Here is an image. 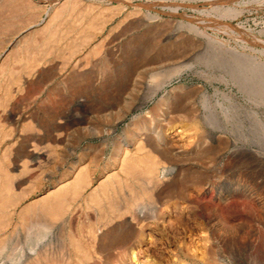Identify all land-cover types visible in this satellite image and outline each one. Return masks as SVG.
<instances>
[{
    "label": "rangeland",
    "instance_id": "obj_1",
    "mask_svg": "<svg viewBox=\"0 0 264 264\" xmlns=\"http://www.w3.org/2000/svg\"><path fill=\"white\" fill-rule=\"evenodd\" d=\"M205 35L226 47L210 46ZM263 42L264 0H0V178H10L0 180V198L12 197L11 204L5 198L0 203L8 212H0V236L26 245L27 220L37 211L51 222L53 235L43 251L23 260L27 264H140L138 258L146 264H219L230 255L236 264H263L264 147L248 132H264V94L248 90L227 49L264 64ZM192 120L198 130L185 125ZM178 128L183 134L168 144L180 156L162 160L146 138L172 139L169 131ZM238 130L248 137H239ZM150 151L153 167L161 165L147 175L141 168L146 163L140 167L134 160ZM124 158L140 169L130 162L127 171ZM162 165L176 169L162 174ZM76 175L89 181L78 196L68 192L62 213L42 215L40 197ZM99 189L109 195L108 206ZM132 197L133 204H140L137 198L145 202L142 212L127 200ZM108 207L122 216L115 219ZM101 222H109L104 230L111 227L112 239L105 236L100 251L95 237L105 226ZM203 251L205 260L199 257Z\"/></svg>",
    "mask_w": 264,
    "mask_h": 264
},
{
    "label": "bare ground",
    "instance_id": "obj_2",
    "mask_svg": "<svg viewBox=\"0 0 264 264\" xmlns=\"http://www.w3.org/2000/svg\"><path fill=\"white\" fill-rule=\"evenodd\" d=\"M153 17H155V16H153ZM218 24H220V23H218ZM222 24H226V23H222L221 22V26H222V28L224 27V29L225 28H227V29H230V27L228 28L227 26H225V25H222ZM229 25V24H228ZM219 27V26H218ZM232 28H234L233 26H231ZM222 28H220V29H222ZM231 28V29H232ZM192 29H194V31L196 32V33H200V34H198V35H202V31H200V30H197L195 27H192ZM226 30V29H225ZM239 30V29H238ZM254 37V36H253ZM204 39H206V43L207 44H209L210 46H215V47H217V48H222V47H226V43L224 42V41H222L220 38H218V37H216V36H212V35H205V38ZM253 39V38H252ZM255 39V38H254ZM253 39V40H254ZM256 40H259V39H256ZM260 41V40H259ZM258 41V42H259ZM256 42V41H255ZM264 43V42H263ZM262 43V44H263ZM264 45V44H263ZM228 49V51L231 53V56H232V60H233V64L231 65L235 70H236V72H239L237 75L238 76H241V75H243V77H245V78H247V80H245L246 81V83H244L245 84V86L248 88V90L250 91V92H252V91H261L263 94H264V64H260V63H257V62H254V60H253V58L251 57V56H249L248 55V53L246 54V53H244V52H240V51H238V50H236L235 48H227ZM227 51V50H226ZM228 52V53H229ZM34 59H35V57H34ZM256 61V60H255ZM173 72H174V70H173ZM168 76V75H167ZM254 77V78H253ZM167 78V77H166ZM249 79V80H248ZM163 80V79H162ZM156 90H157V88H154V91H153V93L150 95V97L151 96H153L154 94H155V92H156ZM193 122H191V123H189V125H188V122H187V124L185 123V125H187V126H189V128L191 129V128H197L196 127V124H195V122H194V120H192ZM197 123V122H196ZM187 126H185V127H187ZM185 130V129H184ZM196 130H198V129H196ZM193 131H194V129H193ZM233 131V130H232ZM232 131H231V133H232ZM239 131V130H238ZM170 133V138L172 137V139H166V138H163L162 139V141H156V140H153L152 138H150V137H148V138H146V143H148V144H154L155 146L157 145V153L159 154V156L160 157H162V160H163V158L164 159H172V157H176L177 155L178 156H180L179 154H180V150H178V149H174V147H171L168 143H170V141H172L173 140V142L175 141L174 140V138L175 137H181V134H183L182 133V129L180 130L179 128L178 129H173V130H171V131H169ZM234 132H235V130H234ZM140 133V132H139ZM236 133H238V132H236ZM250 134V140L253 142L254 141V138H255V143H257V144H259V149H261L262 147H264V145H261L262 144V141H263V139H264V132H262V131H260V132H248V135ZM232 135H234V134H232ZM166 136H167V134H166ZM238 136L239 137H242L243 136V138L246 136V138L248 137L247 136V134H245L244 135V133L242 132V131H239V133H238ZM168 137V138H169ZM238 137V138H239ZM236 138V137H235ZM245 138V139H246ZM166 139V140H165ZM240 139V138H239ZM244 139V140H245ZM235 140V139H234ZM248 140V139H247ZM164 141V142H163ZM249 141V140H248ZM251 142V143H252ZM226 144V143H225ZM174 145V144H173ZM172 145V146H173ZM242 145V144H241ZM240 145V146H241ZM176 146V145H175ZM247 146V145H246ZM250 146V145H249ZM142 147V146H141ZM258 147V146H257ZM261 147V148H260ZM239 148V147H238ZM137 149V148H136ZM149 149V148H148ZM147 149V150H148ZM154 149V148H153ZM237 149V148H236ZM240 149V151L242 150V151H247V153H249V152H251L252 153V151L254 152V149L253 148H247V147H241V148H239ZM264 149V148H263ZM142 150L144 151V149L142 148ZM142 150L140 149V151L142 152ZM146 150V149H145ZM255 150H257V149H255ZM137 151V150H136ZM152 151V150H151ZM150 151V152H151ZM235 152H236V150H234ZM138 153H139V150L137 151ZM137 152H135V153H137ZM146 152V151H145ZM147 152H149V151H147ZM258 152V151H257ZM135 153H133V154H135ZM137 153V154H138ZM144 153V152H143ZM152 153V152H151ZM137 154L134 156V159H135V157L137 156ZM142 153H140V155H141ZM144 154H146V153H144ZM144 154H142V156H137L136 158H137V160L138 161H136V160H134L135 162H138V164L139 163H146V165H144L145 167H143V165H142V167H141V165H140V167L143 169L144 168V173L145 174H150V173H152L154 170H156L155 168H157L158 166H160L161 165V162H160V165H157V166H155V168L153 167V163H154V165H155V163H157V162H155L154 160H153V158L155 157H153V153L152 154H149L148 153V155L146 156V155H144ZM233 154V153H232ZM235 154H237V153H235ZM239 154V153H238ZM246 154V153H245ZM244 154V155H245ZM256 154H259V153H256ZM260 154H262V155H264V153L261 151L260 152ZM150 155V156H149ZM239 155H241L242 157H243V154H239ZM133 155H131V157H132ZM158 156V157H159ZM233 156V155H232ZM236 155H234V157H235ZM238 156V155H237ZM236 156V157H237ZM247 156V155H246ZM148 157H150V158H152V162L150 161V160H147V159H150V158H148ZM240 157V156H239ZM253 157V156H252ZM260 157V156H259ZM127 158H130V156L129 157H127ZM126 158V159H127ZM251 158V157H250ZM125 158H124V160H126ZM132 159H133V157H132ZM155 159V158H154ZM159 159H161V158H159ZM170 159V160H171ZM173 159H175V158H173ZM252 159V158H251ZM256 160H257V158H255ZM263 159V158H262ZM130 160H131V158H130ZM132 161V160H131ZM131 161H129V159H128V161L126 160V161H124L125 163V165H129L130 164V162ZM134 161H132L133 163H135ZM149 161V162H148ZM172 161V160H171ZM261 161V160H260ZM127 162H129V163H127ZM132 162H131V165H132ZM262 162H263V160H262ZM144 163V164H145ZM158 163H159V161H158ZM138 164H134V165H132L133 166V169H134V166L136 167V165H137V167H139L138 166ZM3 165V164H2ZM85 165V164H84ZM127 165V166H128ZM128 166V167H126V169H127V171H130V169H132V166ZM164 165V164H163ZM162 165V166H163ZM136 167V168H137ZM5 168V167H4ZM121 168V167H120ZM124 168H125V166H124ZM134 169V170H139L138 168L137 169ZM126 169H124L125 171H126ZM175 169L176 168H174V167H172V166H169V167H162L161 169H160V171H161V173L162 174H167V173H173L174 171H175ZM4 170V169H3ZM72 170V169H71ZM75 170V169H74ZM82 170V169H81ZM80 170V171H81ZM69 171V170H68ZM84 171V170H83ZM83 171H81V172H83ZM123 171V170H122ZM157 171H159V170H157ZM157 171L156 172H154L153 174L154 175H151L152 177L153 176H155L156 174H157ZM124 172V171H123ZM135 172V171H134ZM80 173V172H79ZM85 173H86V170L82 173V174H84L83 176H85ZM102 173V172H101ZM126 173V172H125ZM68 174H69V172H68ZM81 174V175H82ZM129 175H130V173H128ZM162 174H161V176H162ZM144 175V174H143ZM160 175V174H159ZM172 175V174H171ZM5 176V175H4ZM4 176H2V177H4ZM65 176V175H64ZM83 176H75L74 177V180H72L71 182L69 181V183L70 184H68L67 185V181L68 180H70V178L68 179V180H62V182L64 181L65 183H66V186H64V187H62V186H60V187H62V188H57L58 190H56V191H54L55 190V188H53V190H51V191H54V193L52 194V195H50V196H48V197H46V194H45V196L44 195H41V196H44V197H40V199H42L43 201L41 202V210H40V212H42V215H45L44 213H43V211H50L51 213H53V214H55L56 215V213H58V212H60V213H62L61 212V208L60 207H62L61 205H66L65 204V201H64V203L62 204V202H63V200L66 198L65 196H67V197H69V194L71 193V192H73V193H75V192H77V191H79V190H81V188H82V183H83V185H85L86 183L88 184V182H87V179H86V183H84V178H86V176L83 178ZM106 176V175H105ZM128 176V175H127ZM164 176V175H163ZM2 177L0 178V180H2ZM8 176H5L4 178H6L7 179V181L10 179L9 177L7 178ZM68 177V176H67ZM107 177V176H106ZM109 177V176H108ZM130 177V176H129ZM134 177V176H133ZM139 177V176H138ZM137 177V178H138ZM3 178V179H4ZM132 178V177H131ZM140 178V177H139ZM138 178V179H139ZM153 178H157V176L156 177H153ZM6 179H4L5 181H6ZM63 179V178H62ZM67 179V178H66ZM73 179V178H72ZM105 179V178H104ZM103 179V182L101 183V187H105V186H108V185H105V184H107V183H105L104 181L105 180H107V178L104 180ZM111 179V178H110ZM109 178H108V181L110 180ZM113 179V178H112ZM151 179V178H150ZM175 179V178H174ZM4 180H2V181H4ZM14 180V179H13ZM159 180V179H158ZM4 181V182H5ZM60 181V180H59ZM142 181H144L143 179H142ZM165 181V180H164ZM62 182H61V185H62ZM98 182H100V180L98 181ZM107 182V181H106ZM139 182V181H138ZM147 182V180L145 179V182L144 183H146ZM153 182V181H152ZM156 182H157V184H158V181L156 180ZM156 182H154V183H156ZM9 183V185H10V187H9V189L11 188V184H10V181L8 182ZM57 183H58V180H57ZM65 183H63L64 185H65ZM105 183V184H104ZM112 183V180L108 183L109 185ZM114 183H116V182H114ZM127 183V182H126ZM129 183H130V181H129ZM143 183V184H144ZM151 183V182H150ZM154 183H151L152 185L154 184ZM160 183V182H159ZM118 184H119V182H118ZM149 184V183H148ZM156 184V185H157ZM0 185L3 187V185H2V182L0 183ZM99 185V184H98ZM102 185H104V186H102ZM112 185L113 186H115L113 183H112ZM111 185V186H112ZM6 186H8V184L6 183V185H5V188H2L3 189V191H4V189L6 190V188L8 189V187H6ZM80 186H81V188H80ZM86 186V185H85ZM112 186V188H113V192H115V190H114V188L117 186H115V187H113ZM125 186H126V184H125ZM138 186V185H137ZM137 186H135V187H137ZM140 186H141V184H140ZM153 186H155V185H153ZM164 186V185H163ZM56 187H58V185L56 186ZM84 187V186H83ZM100 187V186H99ZM100 187V189H102ZM120 187H122L121 185H120ZM128 187H129V185H128ZM147 187V186H146ZM158 187V186H157ZM85 188V187H84ZM91 186L89 187V189H90V191H91ZM95 187L93 186V188L92 189H94ZM109 188H111V187H109ZM111 188V189H112ZM116 188H118L119 190H121V188H119V186L118 187H116ZM126 188V187H125ZM133 188V187H132ZM52 189V188H51ZM83 189V188H82ZM99 189V190H100ZM146 189V188H145ZM147 189H148V187H147ZM146 189V190H147ZM158 189H159V187H158ZM141 190V189H140ZM152 190H153V188H152ZM162 190V189H161ZM9 190H7V192H8ZM11 191V190H10ZM97 191V190H96ZM102 190H100L99 191V193L101 194V193H103V192H101ZM109 191H110V189H109ZM137 191V190H136ZM145 191V190H144ZM49 192V190L46 192V193H48ZM68 192H70V193H68ZM82 192H84V191H82ZM81 192V193H82ZM118 191H116V193H117ZM135 192V191H134ZM134 192L132 193V194H134ZM139 192V191H138ZM161 192V191H160ZM159 192V193H160ZM1 193H3V192H1V189H0V196H1ZM11 193V192H10ZM9 192L7 193L8 195L10 194ZM68 193V194H67ZM78 193L79 192H77V193H75L77 196H78ZM87 193V192H86ZM85 193V194H86ZM94 193V192H93ZM104 193H105V191H104ZM103 193V194H104ZM106 193H108V192H106ZM136 193V192H135ZM143 193V192H142ZM148 193V192H147ZM154 193V192H153ZM163 193V192H162ZM7 194H2V195H7ZM12 194V193H11ZM67 194V195H66ZM95 194H96V192H95ZM103 194H101L102 195V197H103ZM108 194H111V193H108ZM119 194V193H118ZM117 194V195H118ZM131 194V195H132ZM7 195V196H8ZM48 195V194H47ZM90 195V194H89ZM89 195H88V197H89ZM97 195H99L98 194V192H97ZM101 195H100V197H101ZM105 196V200H104V202L107 200V198H106V196H109V195H106V194H104ZM116 195V194H115ZM116 195V196H117ZM136 195H138V193H136ZM141 195H143V194H141ZM140 195V196H141ZM148 195H149V193H148ZM151 195V194H150ZM163 195V194H162ZM189 195H191V194H189ZM80 196V195H79ZM82 196H87V195H83L82 194ZM111 196H112V194H111ZM119 196V195H118ZM139 196V195H138ZM71 197H73V195L71 194ZM90 197H92V199L91 200H94L93 199V196H91L90 195ZM97 198H98V196H96ZM103 197V198H104ZM129 197V196H128ZM134 197V196H133ZM131 198V199H127L128 201L129 200H131V203L133 202L132 201V199H134L135 200V198ZM151 197V196H150ZM192 197V196H191ZM3 198H5L4 199V202L5 203H10V198H12V197H3ZM3 198H2V200H1V198H0V200L2 201V202H0L1 204H3ZM7 198V199H6ZM37 198V197H36ZM87 198V197H86ZM95 199L96 201H99V203L102 201L101 199L100 200H98V199ZM102 198V199H103ZM116 198V197H115ZM125 198V197H124ZM140 198V197H139ZM190 198V197H189ZM258 198V197H257ZM66 199H69V198H66ZM118 198H116V200H117ZM141 199V198H140ZM140 199L138 200V198H137V203L139 202L140 204H138V205H136V204H133L132 203V205H135L134 207L137 209L138 208V210H140L141 212L143 211V208H144V201L142 200V202H144L143 204H142V202L140 201ZM9 202H8V201ZM85 200V199H84ZM95 201V202H96ZM191 201L192 202H194V200L193 199H191ZM196 201V200H195ZM38 202V201H37ZM92 202V201H91ZM94 202V201H93ZM92 202V203H93ZM110 202H112L111 200H110ZM117 202V201H116ZM136 202V200L134 201V203ZM5 203H4V209H5V207H7L6 205H5ZM12 203V202H11ZM10 203V204H11ZM98 202H96V203H94V204H98V205H100ZM101 203H103V201L101 202ZM113 203V202H112ZM174 203V202H173ZM15 203H13V205H14ZM105 205H107L106 204V202L104 203ZM104 204H101L100 205V207L102 206V205H104ZM115 204V203H114ZM125 204H128L127 203V201H126V203ZM27 205H29L28 203H27ZM69 205V204H68ZM109 205V204H108ZM107 205V206H108ZM116 205V204H115ZM191 205V204H190ZM203 205V204H202ZM202 205H200L199 203H194L193 205H191V206H193V207H197V206H201L202 208H204ZM0 206H2V205H0ZM12 206V205H11ZM38 206H40V205H37L36 207H38ZM67 206V205H66ZM80 206V205H79ZM89 206V205H88ZM120 206V207H119ZM119 206H115V207H119V209H121V205H119ZM130 206H131V204H130ZM145 206H147V205H145ZM175 206H178L177 204L175 205ZM30 207V209H32L33 208V206H32V208H31V206H29ZM35 207V205H34V208H36ZM90 207V206H89ZM93 207V206H92ZM115 207H113V209L115 210V209H117V208H115ZM126 207V206H125ZM128 207H129V204H128ZM132 207V206H131ZM130 207V208H131ZM165 207V206H164ZM2 207H0V212H1V214L3 213L2 212V209H1ZM22 208H24V207H22ZM65 208V209H64ZM63 208V210H66L67 211V209L68 208H66V207H64ZM81 208V207H80ZM103 208V207H102ZM109 208V207H108ZM110 208H111V206H110ZM109 208V209H110ZM127 208V207H126ZM133 208V207H132ZM131 208V209H132ZM172 208V207H171ZM7 209H8V207H7ZM27 209V208H26ZM86 209H88V208H86ZM131 209H129L128 210V208H127V210L128 211H131ZM162 209V208H161ZM168 209V208H167ZM167 209H164V211L165 210H167ZM205 209V208H204ZM23 210H25V209H23ZM22 210V211H23ZM28 210V209H27ZM36 210H38V208L36 209ZM62 210V211H63ZM175 210V209H174ZM216 210V209H215ZM33 211V210H32ZM92 211H94V210H92ZM111 211V209L108 211V213ZM133 211V210H132ZM140 211L138 212V213H140ZM163 211V212H164ZM171 211H173V210H171ZM171 211H169L170 213H171ZM17 212V211H16ZM26 213H27V211H25ZM162 212V213H163ZM4 213H8L7 211L6 212H4ZM3 213V215H2V217H6L8 214H6V216H5V214ZM47 213V212H46ZM66 213V212H65ZM86 213V212H85ZM104 213V212H103ZM118 213H119V216H118ZM121 213H122V211L121 212H117L116 211V214H117V216H115V214H113V212L111 211V213L110 214H113L115 217V219H117V217H120V216H122L121 215ZM125 213V212H124ZM133 213V212H132ZM165 213V212H164ZM163 213V214H164ZM168 212H166V214H167ZM169 213V214H170ZM67 214V213H66ZM71 214V213H70ZM128 214V213H127ZM169 214H167L166 216H167V218L166 219H169L168 218V216H169ZM212 214H213V216L216 218L218 215L216 214V212H212ZM11 215V214H10ZM50 215L51 214H49L48 216L50 217ZM72 215V214H71ZM74 215V214H73ZM76 215V214H75ZM106 215V214H105ZM108 215V214H107ZM130 216H131V214H129ZM128 215V216H129ZM176 215H178V214H176ZM22 215H20L19 214V218L21 217ZM25 215H23V217H24ZM27 216V215H26ZM25 216V217H26ZM31 216V214L29 215V216H27V218L28 217H30ZM103 216V215H102ZM110 216V215H109ZM112 216V215H111ZM136 216V215H135ZM141 216V215H140ZM0 217H1V215H0ZM1 217V220L2 221H4V219L5 218H2ZM22 217V218H23ZM45 217V216H44ZM107 217V216H106ZM162 217H163V215H162ZM10 218V217H9ZM8 218V219H9ZM62 218V217H61ZM107 218H109V217H107ZM171 218V217H170ZM26 219V218H25ZM24 219V220H25ZM63 220H64V218H62ZM61 219V220H62ZM106 219V218H105ZM105 219H104V221H105ZM111 219V221L113 220V217H111L110 218ZM110 219H108V220H110ZM124 219H125V217H124ZM214 219V218H213ZM23 220V222H22V224H24V222L26 221H24ZM52 220H53V218H52ZM99 220V219H98ZM103 220V219H102ZM132 220V219H131ZM170 220V219H169ZM216 220V219H215ZM218 220V219H217ZM29 221V224L27 225V227H26V234H25V241H23V242H25L24 244H26V245H23V246H20V247H18L19 245H15V242H13V236H9V235H7L6 237L4 236V237H2L3 235H1L0 236V264H21L22 262H23V260H25L26 258H28V257H32V254H35L38 250H41V251H43L44 249H43V246H44V244H45V242H46V237L48 236V235H50V233H51V231H52V229H54V227L52 228V226L50 225V223H47V222H45V220L42 218V216L41 215H38V212L37 211H34V212H32V217H30V220H27V222ZM50 221V220H49ZM54 221V220H53ZM65 222H66V219L64 220ZM81 221V220H80ZM106 221H107V219H106ZM114 221V220H113ZM112 221V222H113ZM126 221V220H125ZM129 221V220H128ZM136 221V220H135ZM7 220L4 222V223H6L7 224ZM27 222H25V223H27ZM56 222V221H55ZM64 222V223H65ZM92 222H93V220H92ZM124 222V221H123ZM0 223H1V221H0ZM3 223V222H2ZM95 223V222H94ZM101 223H104V222H101ZM109 223V222H108ZM108 223H106L107 224V226H108ZM116 223V222H115ZM125 223V222H124ZM8 224H9V222H8ZM7 224V225H8ZM14 224H16V223H14ZM129 224V223H128ZM127 224V222H126V225H128ZM166 224V223H165ZM173 224V223H172ZM3 225L4 224H2V226L1 227H3ZM52 225L53 226H55V224H53L52 223ZM87 225V224H86ZM88 225H89V223H88ZM100 224H98V226H99ZM104 225H105V223H104ZM130 225H132L131 223H130ZM166 225H168V222H167V224ZM58 226H60V224L59 225H57V227ZM82 226V225H81ZM101 226V225H100ZM106 225L105 226H101V227H99V230H98V235H97V237H95L96 238V243H97V245H98V248L100 249V251L101 250H103L104 248V243H105V240H107V238L105 239V236H109L110 237V235H111V227L106 231V230H104V229H106V227H107ZM109 226H110V224H109ZM129 226V225H128ZM264 226V225H263ZM15 227H16V225H15ZM56 227V226H55ZM92 227V226H91ZM22 228V227H21ZM82 228V227H81ZM129 228L130 229H133L132 228V226H129ZM11 229H13V228H11ZM11 229H9V230H11ZM87 229V228H86ZM96 229H98L97 227H96ZM19 230V232H20V229H18ZM22 230V229H21ZM125 230V229H124ZM17 231V230H16ZM54 231V230H53ZM56 231H57V229H56ZM95 231V230H94ZM122 231V230H121ZM93 232V231H92ZM97 232V231H96ZM125 233H127L126 231H124ZM123 232V233H124ZM130 232H132V230L131 231H129V234H127L128 236L130 235ZM8 233V232H7ZM6 233V234H7ZM9 233H11V232H9ZM14 233V232H13ZM13 233H11V234H13ZM18 233V232H17ZM17 233H16V235H17ZM21 234L22 233H24V232H20ZM76 233V232H75ZM88 233V232H87ZM114 233V232H113ZM141 233V232H140ZM175 233V232H174ZM0 234H1V232H0ZM52 234V233H51ZM67 234V233H66ZM80 234V233H79ZM13 235H15V234H13ZM19 235V234H18ZM53 235V234H52ZM55 235V234H54ZM20 236L21 235H19V240H20ZM23 237V236H22ZM53 237V236H52ZM83 237V236H82ZM86 238H87V236H85ZM50 238V237H49ZM79 238V237H78ZM111 239H112V237H110ZM181 238V237H180ZM80 239V238H79ZM105 239V240H104ZM122 238H120L119 240H121ZM264 239V238H263ZM15 240V239H14ZM49 240V239H48ZM50 240H52V239H50ZM92 240V239H91ZM16 241V240H15ZM21 241V240H20ZM116 241V240H115ZM16 242H18V241H16ZM48 242V241H47ZM51 242V241H50ZM59 242V241H58ZM76 242V241H75ZM74 242V243H75ZM109 242H111V240H109ZM108 241H107V243L108 244H110ZM139 242V241H138ZM49 243V242H48ZM82 243V242H81ZM93 243H95L94 242V239H93ZM112 243H113V241H112ZM76 244H78V243H76ZM22 245V244H21ZM46 245V244H45ZM95 245V244H94ZM54 246V245H53ZM106 246H108V245H106ZM105 246V247H106ZM137 246V245H136ZM79 247V246H78ZM95 248V247H94ZM186 248V247H185ZM46 249H47V247H46ZM76 249H78V248H76ZM98 249V250H99ZM107 249V248H106ZM138 249H140V248H138ZM189 249H191V248H189ZM73 250H75V249H73ZM86 250H87V248H86ZM94 250V249H93ZM141 250V249H140ZM47 250H45V252H46ZM82 251H84V250H82ZM108 251V250H107ZM192 251H193V249H192ZM204 252H206V251H203L202 252V254L200 253V258L202 259V260H205L206 258H207V256L205 255V253ZM43 253V252H42ZM47 253V252H46ZM46 253H45V255H46ZM49 253V252H48ZM85 253V252H84ZM83 253V254H84ZM97 253V252H96ZM95 252H94V254H96ZM98 253H99V251H98ZM136 253H137V251H136ZM138 253H139V251H138ZM102 253L100 252V255H101ZM105 254H107V253H105ZM105 254L103 253V257L105 256ZM206 254H207V252H206ZM39 256H40V254H38ZM99 255V254H98ZM108 255V254H107ZM147 255V254H146ZM191 255L192 256H194V254H192L191 253ZM190 255V256H191ZM34 256V255H33ZM87 256V255H86ZM133 256V255H132ZM34 257H36V256H34ZM43 257H45V256H43ZM74 257V256H73ZM78 257V256H77ZM88 257V256H87ZM86 257V258H87ZM101 257V256H100ZM139 257V256H138ZM143 257V256H142ZM196 257H197V255H196ZM41 258H42V256H41ZM40 258V259H41ZM48 258V257H47ZM198 258V257H197ZM40 259H38V260H40ZM146 259V258H145ZM200 259V260H201ZM216 258H214V260H215ZM255 259V258H254ZM27 260V259H26ZM79 260V259H78ZM91 260V259H90ZM95 260H96V258H95ZM135 260H136V257H135ZM138 260H139V263L140 264H146L145 263V261L143 260L142 261V259L141 258H138ZM258 260V259H257ZM257 260H256V262H257ZM31 261V260H30ZM44 261V260H43ZM211 261V260H210ZM255 260H253V262H254ZM25 262V264H27V262L28 261H24ZM23 262V263H24ZM46 262V261H45ZM49 262V261H48ZM148 262V261H147ZM204 262V261H203ZM252 262V263H253ZM22 263V264H23ZM33 263H35V261L33 262ZM43 264H44V262H42ZM42 263H40V264H42ZM74 263V262H73ZM91 263V262H90ZM93 263V262H92ZM91 263V264H92ZM207 263V262H206ZM205 263V264H206ZM208 263L210 264V262L208 261ZM216 263H217V261H216ZM218 263L219 264H236V262H235V259L233 258V256H229V259H227V258H222V259H218ZM85 264V263H84ZM134 264V263H133ZM203 264V263H202ZM214 264V263H213ZM239 264H241V263H239ZM261 264H262V262H261ZM264 264V263H263Z\"/></svg>",
    "mask_w": 264,
    "mask_h": 264
}]
</instances>
